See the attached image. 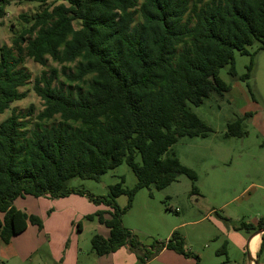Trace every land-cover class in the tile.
<instances>
[{
	"label": "trees",
	"instance_id": "trees-1",
	"mask_svg": "<svg viewBox=\"0 0 264 264\" xmlns=\"http://www.w3.org/2000/svg\"><path fill=\"white\" fill-rule=\"evenodd\" d=\"M19 1L38 3V11L28 18L22 15L26 25L10 45L0 46V114L26 97L19 90L31 78L22 66L26 58L42 66L48 58L62 65L64 81L56 68L43 70L32 83L43 103L34 123L15 108L0 122V239L8 243L28 223L42 226L39 216L15 207L18 197L85 194L68 182L75 177L98 181L126 163L136 177L134 186H124L121 177L108 186L107 195L90 198L109 209L86 218L96 216L109 229L107 237H91L95 255L124 245L139 250L141 243L122 224L136 192L151 186L164 189L180 175L197 178L169 153L180 138L205 137L213 131L190 105H200L211 92L222 95L229 90L220 77L226 65L230 77L247 82L254 97L248 80L257 53L264 50V0ZM9 4L0 0V18ZM254 42L259 47L250 52ZM236 52L249 56L240 75L234 67ZM251 115L246 112L228 122L226 134L245 136L242 121ZM120 195L127 196L124 207L116 202ZM190 195L202 197L193 183ZM263 227L264 214L255 224L241 221L237 229L251 233ZM225 247L216 253L225 254ZM163 248L200 264L176 230L166 241L143 247L140 263ZM263 248L264 233L257 257ZM229 262L226 258L220 264Z\"/></svg>",
	"mask_w": 264,
	"mask_h": 264
},
{
	"label": "rangeland",
	"instance_id": "rangeland-1",
	"mask_svg": "<svg viewBox=\"0 0 264 264\" xmlns=\"http://www.w3.org/2000/svg\"><path fill=\"white\" fill-rule=\"evenodd\" d=\"M51 1L48 0V3ZM36 11H38L36 2L10 0V4L6 6L5 16L0 18V46L10 45L13 35L26 25L22 15L28 18ZM73 25L78 27V22L73 21ZM258 47L259 42H254L248 49L254 52ZM248 63L249 56L235 53L234 67L238 74L246 71ZM22 66L31 77L24 86L19 88L26 93V97L13 102L10 109L15 108L22 115L27 114L24 119L31 125L35 121L36 114L43 108L42 100L32 90L34 77L43 70L56 68L58 79L64 81L63 66L50 58L45 66L26 58ZM228 69L229 65L221 68L220 77L225 82L231 83L235 79L230 77ZM235 83L236 87L231 96L219 97L211 93L199 106L190 105L191 110L212 128L213 131L208 139L211 140L212 147L213 145L222 147L223 161L216 158L200 160L199 156H195L196 153L209 149L208 145H203L205 147L201 148L199 143L203 140L200 138L185 137L172 147L182 156L181 160L184 163L194 168L198 175L196 185L203 190V193L200 191L202 197L190 195L189 187L188 192L184 190L173 198H169V188L161 190L152 186L149 189L142 188L136 192L131 207L122 215L123 224L135 232L138 241L146 248L152 241H166L169 231L175 226L173 231L176 230L183 236L185 250L196 252L197 255L201 254L200 264H207V262L220 264L225 262L226 258L230 260L227 264L233 262L247 264L246 241L253 232L247 233L245 230L237 229L236 226H239L241 221L251 222V218L257 214H264V50L257 53L252 76L248 80L254 97L252 98L248 91L247 82L235 81ZM10 109L0 114V122L10 114ZM246 112L252 113L251 118L243 121L244 128L247 130L246 135L225 137L223 131H225L226 123L233 121L236 117L242 118ZM184 147L189 148L183 155ZM121 177L124 178V186L128 188L136 183V177L126 163L108 170L100 176L98 181L75 177L68 182L70 186L84 190L85 194L73 193L69 194L73 195L71 198L60 197L63 199L61 210L79 214L76 219L75 214H72L69 224L72 223L73 227L68 226L60 231L64 237L60 248L61 257L71 246V252L75 251L79 257V264H92L95 254L91 249V237L94 234L107 235L108 232L107 228L98 222L96 216L93 219L86 218V215L97 211H107L104 203L90 200V198L107 195L108 186L120 181ZM180 179L190 183L185 176ZM250 183L253 185L246 190L248 193H245L244 189ZM174 185L180 187L181 182ZM248 194L250 197L247 200ZM28 198L38 199L31 196ZM60 198L37 200L39 203H36V208L44 207V202L54 205L51 203L53 200L50 199ZM116 202L120 207H124L127 196H118ZM40 205L41 207H38ZM56 206L59 207V205ZM176 208L177 212H175ZM213 208L216 210L209 213ZM53 211L54 209L46 208L45 211L37 214L42 220V226L41 228L36 226V229L41 232L44 241H47L50 234V231L45 230L44 221L47 222V215ZM76 221L83 224L80 232L76 230ZM45 226L49 228L48 223ZM52 240L54 241L53 237ZM224 242L226 247L223 245ZM45 243H38L36 250L32 252L31 261H24L22 264H60L61 258L56 259L55 263L47 256L50 250ZM223 246L226 253L218 255L216 251ZM50 247L54 249V242L50 244ZM132 253L136 255L134 250ZM260 261L262 262V258ZM11 262L10 260L4 263L13 264Z\"/></svg>",
	"mask_w": 264,
	"mask_h": 264
},
{
	"label": "crops",
	"instance_id": "crops-1",
	"mask_svg": "<svg viewBox=\"0 0 264 264\" xmlns=\"http://www.w3.org/2000/svg\"><path fill=\"white\" fill-rule=\"evenodd\" d=\"M235 81H242V80L235 79V80H232L231 83L226 82L227 84H229L230 88H229V90L223 92L222 95H218L215 92H211V93H215L219 97L231 96L233 89L236 87ZM243 116H244V114H243ZM251 117H252V115L250 116V118ZM236 118H238V117H236ZM248 118H244V119H248ZM244 119H243V121H244ZM230 121H232V120H230ZM230 121H228V122H230ZM243 121H242V127L247 133L246 128H244ZM227 123H226V125H227ZM263 123H264V112H263ZM263 127H264V125H263ZM223 132H224L225 137H230L229 135L226 134V127H225V131H223ZM209 134L205 137H193V138H200L201 140H203V141H200V143H199L202 146L201 148H204L206 145H208V147H209L208 150H205L202 153H196L195 156H199L200 160H204L206 158H208V159L216 158V159H220V161H223L224 154L221 153L222 147L220 145H213V147H212L211 140L208 139ZM182 138H185V137H182ZM182 138H180V139H182ZM186 138H189V137H186ZM179 140L176 143H178ZM175 144H173L170 147L169 153H174L182 164H184L185 166H188L189 168L194 170V168L192 166H190L187 163H184V161L181 160L182 156H180V154L178 152H175V150L172 149V147ZM203 145H205V146H203ZM188 148L184 147V150H182L183 155ZM182 176L184 177V175H180L179 177H177V179L175 181H173L171 184H169L167 187H165V188H169V194H168L169 198H173L174 196H177V194L181 193L184 190L188 192L189 188L191 191L192 190V183L195 185L198 192L201 194V192L203 191L202 188L197 187V185H196V183L198 182V175H197V178L195 181H191L189 178H187L185 176L188 180H190V183L188 181L184 182L183 180H181L180 178H182ZM177 182H181L180 187H178V185H174ZM252 185H253V183H250L245 187V189H244L245 193H248V191H246V190H248ZM71 196H73V195H69V196L64 197V198H71ZM28 197H30V196L27 195L24 197H18L14 201L15 207L26 212L27 214H34V215H37V214L39 215L42 211H45L46 208H48L50 210L54 209L53 212H50L47 215V217H48L47 222L45 223V221H44L45 230L50 231V234L47 237V241H44L43 237L41 236V232H39L38 229H36L37 228L36 225H32V224L28 223L25 230L19 234L14 235L8 243L5 244L0 239V261H1V263L5 264L4 262L8 263V261H10V260L12 261L11 263H13V264H22L24 261H31V259H32L31 255H32V252L34 251V249L36 250V245H39V244L46 242L48 244L49 250H50V253L47 256L51 260H54L55 263H56V259L61 258L60 264H79V257L76 255L75 251L71 252V249H70L71 246L65 253L62 254V257L60 256V248H61V244L63 243V238H64L61 235L60 231L63 228H66L68 226L73 227V224L72 223L69 224V223H70V220L72 218V214H75V212L72 213L71 211L61 210L60 206H61V202L63 200L61 198L57 199V200L50 199V200H53L51 203H54V205L47 204L46 202H44L45 206L41 207V205H40L38 207H41V209H38V208H36V203L37 204L39 203V201H37V200H41V199H44V200L48 199L49 200V198L48 197H37L38 199H31ZM246 197L248 200L250 197V194H248ZM56 205H59V207ZM108 209L109 208L107 207V210ZM175 210H177V208ZM215 210H216V208H213L212 210L209 211V213L212 211H215ZM78 215L79 214L76 213L74 215V218L75 219L78 218ZM206 216H207V214H206ZM260 216H262V214H257L256 216L251 218V222H246V221L245 222L255 224ZM47 223L49 225V228H47L45 226V224H47ZM76 223H77L76 224V230H77V232H80L81 229H83V224L80 222V226H79V224H78L79 222L76 221ZM122 224H123V222H122ZM72 227L70 229H72ZM125 227L127 228L128 226H125ZM174 227L171 228V230L169 231L170 234L173 231ZM236 227H238V226H236ZM128 229H130V228H128ZM42 230H44V229H42ZM107 232H108L107 235L102 234V236L103 237L108 236V234H109L108 228H107ZM132 233H135V232L132 231ZM170 234H169V236H170ZM256 235H259L260 239H259L257 250L253 256L257 259L258 264H264V248L259 253V256L258 257L256 256V253L259 249V245L261 242V234H256ZM52 237H53L54 241L52 240ZM53 242H54V249H52L50 247V244H53ZM143 247H145V245H142V248L139 250H136V249L134 250L136 252V255L132 253V249L130 248L129 245H124V246L120 247L118 250L111 252L107 255H103V256L93 255L94 259H92V264H141L139 261V258L143 255V250H142ZM192 253L197 255L196 252H192ZM197 256L199 257V261L202 260L201 254H198ZM261 258H262V262L260 261ZM3 260H5V261H3ZM146 264H197V262L194 258L186 257L182 254H179V253L173 251V250L163 248L159 252L152 255V257L147 261ZM207 264H209V263L207 262Z\"/></svg>",
	"mask_w": 264,
	"mask_h": 264
},
{
	"label": "water",
	"instance_id": "water-1",
	"mask_svg": "<svg viewBox=\"0 0 264 264\" xmlns=\"http://www.w3.org/2000/svg\"><path fill=\"white\" fill-rule=\"evenodd\" d=\"M264 233V227L259 229V230H256L254 231L248 238H247V241H246V262L247 264H258V261L257 259L252 256L249 252V249H248V245H249V241L251 239L252 236L256 235V234H262Z\"/></svg>",
	"mask_w": 264,
	"mask_h": 264
},
{
	"label": "bare ground",
	"instance_id": "bare-ground-1",
	"mask_svg": "<svg viewBox=\"0 0 264 264\" xmlns=\"http://www.w3.org/2000/svg\"><path fill=\"white\" fill-rule=\"evenodd\" d=\"M259 235H255L251 238L249 245H248V249L250 254L253 256L257 250L258 247V243H259ZM252 264V263H251Z\"/></svg>",
	"mask_w": 264,
	"mask_h": 264
}]
</instances>
